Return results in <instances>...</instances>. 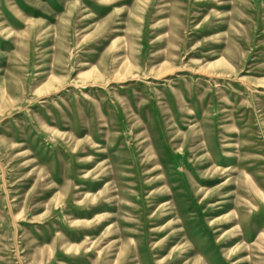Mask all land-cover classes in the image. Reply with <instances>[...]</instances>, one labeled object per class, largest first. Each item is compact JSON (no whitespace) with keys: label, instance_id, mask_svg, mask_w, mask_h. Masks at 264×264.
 I'll return each mask as SVG.
<instances>
[{"label":"rangeland","instance_id":"rangeland-1","mask_svg":"<svg viewBox=\"0 0 264 264\" xmlns=\"http://www.w3.org/2000/svg\"><path fill=\"white\" fill-rule=\"evenodd\" d=\"M0 264H264V0H0Z\"/></svg>","mask_w":264,"mask_h":264}]
</instances>
